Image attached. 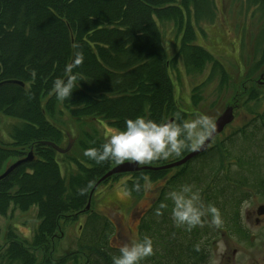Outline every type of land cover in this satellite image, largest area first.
<instances>
[{
  "label": "trees",
  "instance_id": "obj_1",
  "mask_svg": "<svg viewBox=\"0 0 264 264\" xmlns=\"http://www.w3.org/2000/svg\"><path fill=\"white\" fill-rule=\"evenodd\" d=\"M216 1L0 0V120L5 115L18 121L10 131L11 140L0 141V175L30 152L34 156L0 180V215L7 216L12 207L24 212L37 207L38 219L30 241L9 232L7 247L2 249L0 244V264H37L36 252L42 250L48 256L61 223L68 222L79 223L77 250L56 263L48 259L49 264H79L80 258L82 264H112L113 256L119 255L120 245L114 244L117 226L94 208L93 198L102 184L118 181L123 175H113L97 186L119 164L107 161L97 165L85 157L86 149H99L107 142L99 134L86 133L77 142L82 154H64L66 168L75 165L76 169L63 170L58 158L62 154L43 144L49 141L62 146L66 138L50 117L61 106L60 112L67 111L78 121L101 120L118 131L125 129L126 120L137 117L157 122L189 120L191 113L179 105L176 96L175 64L164 44L160 23L170 21L177 27L176 57H181L187 74H202L210 67L205 81L195 90L217 79L223 89L229 77L226 67L198 43L199 24L216 19ZM246 2L264 13V0ZM256 46L263 47V58L250 66L248 77L264 67V28ZM78 51L84 55L83 63L73 68L78 88L68 100L61 101L53 92V83L65 76L66 66L72 64ZM250 92L248 102L252 97L260 98L255 90ZM201 101L202 97L193 93V106ZM253 113L225 140H216L181 166L130 174L125 188L136 200L144 197L148 181L164 182L151 209L140 216V240L149 236L154 242V255L142 264H205L212 239L244 200L243 186L250 185L251 177L264 175V112ZM192 151L188 147L179 156L144 165H167ZM11 158L16 160L8 165ZM185 184L199 191L206 206L218 208L220 227L210 226V217L191 231L174 223L173 203L166 196ZM82 189L84 195L80 194Z\"/></svg>",
  "mask_w": 264,
  "mask_h": 264
},
{
  "label": "rangeland",
  "instance_id": "obj_2",
  "mask_svg": "<svg viewBox=\"0 0 264 264\" xmlns=\"http://www.w3.org/2000/svg\"><path fill=\"white\" fill-rule=\"evenodd\" d=\"M216 2L217 16L214 22L202 21L198 26V43L209 49L226 67L229 77L223 89L219 88L221 81L217 79L203 85L200 90H195L205 81L210 67L207 66L202 74H187L181 57H176L179 48L177 27L173 22L167 21L160 23V29L168 54L175 64L172 75L176 84V96L179 105L191 113L189 120L196 119L200 115H207L215 122L228 106L236 107V118L216 139L220 141L225 140L231 133L248 122L253 112H264V67L248 77L250 66L263 58V47L256 46V38L264 28V13L257 7H250L246 0H217ZM250 88L258 92L259 99L252 97L249 102L247 101L251 93ZM248 90L250 91L247 95ZM193 93L202 97V101L196 107L192 104ZM245 102L248 104L245 105ZM61 108L58 106L54 117H49L61 129L69 133L70 137L74 138L72 149L67 153L71 157H78L82 154L77 142L86 133H96L108 140L111 134L118 131L92 118L78 121L72 118L67 111L60 112ZM17 122L11 117L1 115L0 141L11 140L10 131ZM67 140L66 137L64 146H67ZM58 158L61 163L67 161L64 155H59ZM15 160L11 158L8 165ZM62 166L67 172L76 169L75 165H71L70 169L66 168L64 163ZM130 174L119 176L118 181L102 184L93 198L94 208L115 221L117 238L114 239V244L120 246H131L140 241V216L151 209L164 184V182L151 183L148 181L144 197L136 200L125 188V182L131 177ZM37 225V207H32L27 212L18 208H10L7 216L0 215L2 249L8 245L7 236L10 231L14 232L20 240L30 241ZM78 237V222L61 223L59 235L50 254L45 256L42 250L36 252L37 264H49L48 259L56 263L73 254L77 250ZM82 262L80 258L79 264Z\"/></svg>",
  "mask_w": 264,
  "mask_h": 264
},
{
  "label": "clouds",
  "instance_id": "obj_3",
  "mask_svg": "<svg viewBox=\"0 0 264 264\" xmlns=\"http://www.w3.org/2000/svg\"><path fill=\"white\" fill-rule=\"evenodd\" d=\"M83 61V53L76 52L72 64L65 68V76L54 81L53 92L59 100H68L78 88V77L73 74V68L81 65ZM125 124V129L111 134L101 148L86 149L84 156L97 165L107 161H115L117 164L129 161L142 165L154 160L168 159L173 155L179 156L188 147L199 150L216 132L214 121L207 115H200L193 120L161 122L137 117L126 120ZM135 188L139 191L141 185L137 183ZM193 188V185L185 184L179 190L167 193L166 198L173 203L174 223L191 231L197 226H203L206 217H210V226L220 227L222 218L218 208L210 204L206 206L199 191H194ZM80 194L84 195L85 190L82 189ZM159 214L158 210L157 215ZM153 255L154 242L151 237L144 236L131 246H119V255L113 256L112 264H142Z\"/></svg>",
  "mask_w": 264,
  "mask_h": 264
},
{
  "label": "flooded vegetation",
  "instance_id": "obj_4",
  "mask_svg": "<svg viewBox=\"0 0 264 264\" xmlns=\"http://www.w3.org/2000/svg\"><path fill=\"white\" fill-rule=\"evenodd\" d=\"M234 109L236 110V107ZM64 133L68 139V146L70 139L74 138L66 131ZM219 136L210 143L208 149ZM262 171L264 173V168ZM249 181L250 185L243 186L244 200L239 204V209L235 210L232 220L227 224L224 222L212 239V248L205 264H264V175L251 177ZM90 201L92 203L91 199Z\"/></svg>",
  "mask_w": 264,
  "mask_h": 264
},
{
  "label": "water",
  "instance_id": "obj_5",
  "mask_svg": "<svg viewBox=\"0 0 264 264\" xmlns=\"http://www.w3.org/2000/svg\"><path fill=\"white\" fill-rule=\"evenodd\" d=\"M9 82H15V81H6L5 83H9ZM234 117H235L234 116V108L232 106H228L215 121L216 132L213 135V137L209 141H206L205 145L203 147H201L199 150H194V151L190 152L188 155H186L184 158H182L179 161H176V162H173V163L161 166V167L141 166V165H137L136 163L127 161V162H124L123 164H119V165L115 166L114 168H112L99 181L98 184H100L101 182H103L104 180L108 179L109 177H111L115 174L130 173V172H136V171L147 170V169H149V170L150 169L151 170L169 169V168L181 166V165L187 163L194 156L206 151L208 149L210 143L212 142V140L224 131L225 127L234 120ZM171 120H173V119H171ZM73 143H74V139H70L68 146L66 148H62L53 142H49V141L43 142V144L51 146L52 148H54L57 152H59L61 154L68 153L71 150ZM33 157H34L33 152H30L27 157H25L24 159H21V160L17 161L16 163L12 164L11 166H9L6 169V171L2 175H0V180L7 177L10 173H12L22 163L32 160ZM92 194H93V192H92ZM90 206H91V201L89 202L87 209H89Z\"/></svg>",
  "mask_w": 264,
  "mask_h": 264
}]
</instances>
